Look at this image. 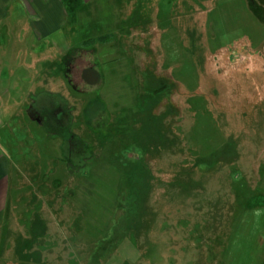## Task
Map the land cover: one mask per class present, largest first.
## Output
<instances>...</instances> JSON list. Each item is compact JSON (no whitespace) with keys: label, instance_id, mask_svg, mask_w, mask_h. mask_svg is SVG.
<instances>
[{"label":"rangeland","instance_id":"374dc122","mask_svg":"<svg viewBox=\"0 0 264 264\" xmlns=\"http://www.w3.org/2000/svg\"><path fill=\"white\" fill-rule=\"evenodd\" d=\"M100 2L110 41L86 47L80 29L72 50L47 47L63 136L5 145L16 202L1 234L30 238L6 250L30 246V264H264V0Z\"/></svg>","mask_w":264,"mask_h":264},{"label":"crops","instance_id":"0c3cea01","mask_svg":"<svg viewBox=\"0 0 264 264\" xmlns=\"http://www.w3.org/2000/svg\"><path fill=\"white\" fill-rule=\"evenodd\" d=\"M101 2L100 0H0V264H5L3 261L8 259L7 255L13 262L23 260L22 263L14 264H26L25 260L30 264L31 260L30 246H27V251L23 247V252L11 253V250H6L9 244H16L15 250H17L18 245L29 244L30 238L25 236L15 238L1 234L3 228L9 226L6 223L7 216L13 206L12 203L16 202V198L11 200L10 196L13 162L6 152L5 145L7 148L10 147L11 141H14L18 134L20 136L16 138L17 147L28 139L33 140V131L40 133L44 129L49 134L45 119L36 118L33 113L43 108L46 110L47 102H53V99L59 97L63 98L64 95L61 91L53 89L62 73L57 70L58 61L49 59L47 47L66 43L68 47H64L61 54L72 50L75 46L76 34L80 29L85 30L88 35L93 34L94 38L97 34L101 37L100 34L111 27L97 17ZM248 2L253 3L251 0ZM252 10L264 24L261 19V14L264 19V10L256 11L253 7ZM134 13L132 17L119 16L117 28L124 30L126 25L128 26V19L135 18L137 11ZM73 17L76 18L75 23L72 21ZM33 47H45V51L43 54L40 52V55L31 56V53L37 51ZM16 53L19 56L18 61H16ZM51 134L49 135L56 137L55 134ZM35 144L38 146L37 143ZM32 179L38 177L33 176Z\"/></svg>","mask_w":264,"mask_h":264},{"label":"trees","instance_id":"16d2710c","mask_svg":"<svg viewBox=\"0 0 264 264\" xmlns=\"http://www.w3.org/2000/svg\"><path fill=\"white\" fill-rule=\"evenodd\" d=\"M72 21H73V23H75L76 18L73 17ZM111 39H112L111 35H106V36L99 37L98 39L87 40L84 42V45L86 47H92L96 43H107ZM69 83H70V85L72 84L71 81ZM96 91H98V89L93 91V92H96ZM88 92L90 93V91H88ZM47 106L48 107L45 110L44 118H45V126H46L48 132L52 133V134L62 135V132H61L62 130H60V125H59L61 123V119H62V117L59 115L60 110L58 108H56L55 107L56 105H54V104H48ZM50 125H53V127L50 128L49 127ZM67 134H70V133L68 132ZM67 134H65V135H67Z\"/></svg>","mask_w":264,"mask_h":264},{"label":"flooded vegetation","instance_id":"af4514ba","mask_svg":"<svg viewBox=\"0 0 264 264\" xmlns=\"http://www.w3.org/2000/svg\"><path fill=\"white\" fill-rule=\"evenodd\" d=\"M33 114L36 116V118H42L43 119L44 114H45V109L44 108L42 110L39 109V111H36Z\"/></svg>","mask_w":264,"mask_h":264}]
</instances>
